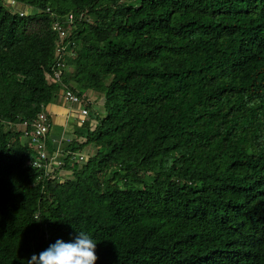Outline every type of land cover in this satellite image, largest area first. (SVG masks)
<instances>
[{
	"label": "trees",
	"instance_id": "16d2710c",
	"mask_svg": "<svg viewBox=\"0 0 264 264\" xmlns=\"http://www.w3.org/2000/svg\"><path fill=\"white\" fill-rule=\"evenodd\" d=\"M15 1L24 15L0 0V264L78 232L96 264H264V0ZM66 88L90 115L63 147L86 159L36 167L18 123Z\"/></svg>",
	"mask_w": 264,
	"mask_h": 264
},
{
	"label": "built area",
	"instance_id": "2783aa9c",
	"mask_svg": "<svg viewBox=\"0 0 264 264\" xmlns=\"http://www.w3.org/2000/svg\"><path fill=\"white\" fill-rule=\"evenodd\" d=\"M9 3L12 7H15L19 15H24L27 12L28 7H25L24 9L20 8L18 2L15 0H9ZM68 19L71 21L73 15L69 14ZM53 29L58 33V37L56 40L55 61L51 73L47 74V78L51 81L58 82L64 79L65 62L63 61V56L68 52L70 42L67 40V30L59 23V21L54 22ZM61 97L63 102L69 106L70 114L77 124H82L88 119L90 111L83 105L84 99L78 94L74 93L70 88H66ZM18 124L26 143L33 146L35 149V156H33L32 160L34 166H43L47 169L52 168L53 164L60 163V161H56V159H61L71 153L63 147V141H70V137L65 136L64 134L57 139H53V142L55 143V146L53 147L54 149H48L46 145V137L51 131L52 121L47 113L45 105H42L41 110L33 120H23ZM71 156L72 159L76 161L86 159V155L83 153L74 152L71 153Z\"/></svg>",
	"mask_w": 264,
	"mask_h": 264
},
{
	"label": "clouds",
	"instance_id": "9594fccd",
	"mask_svg": "<svg viewBox=\"0 0 264 264\" xmlns=\"http://www.w3.org/2000/svg\"><path fill=\"white\" fill-rule=\"evenodd\" d=\"M96 249L97 242L92 236L78 232L72 241L58 239L38 255L33 254L27 264H96L99 259Z\"/></svg>",
	"mask_w": 264,
	"mask_h": 264
},
{
	"label": "rangeland",
	"instance_id": "374dc122",
	"mask_svg": "<svg viewBox=\"0 0 264 264\" xmlns=\"http://www.w3.org/2000/svg\"><path fill=\"white\" fill-rule=\"evenodd\" d=\"M5 6L6 7H8L9 6V4L5 1ZM11 8V7H10ZM11 9H15V7H12ZM16 10V9H15ZM68 83H70V84H73V85H75L76 87H77V89L78 90H80V91H82V93H83V95H85V99H87V100H94L95 98H97V97H100V96H98V92L96 93V91H94L93 89H91V88H86L85 86H83V85H78V84H76L75 82H73V80H71L70 78H69V82ZM62 99V98H61ZM100 100V101H99ZM97 102H95V103H92V113L93 114H95L96 112H104L103 110H102V104H101V102H102V99H99ZM55 102H59V98H56L55 100H54ZM55 102H53V103H55ZM53 103H51V104H53ZM47 113L49 114V116H51V117H53V120H51L52 121V128H51V131H50V133L52 134V135H58V136H60V132H57V131H60V129L62 128V126H58V123H59V121H58V117L57 118H55L54 116H52V114H50V112H48L47 111ZM68 123L70 124L69 125V127H67V130H69L70 131V129H73V130H76V129H80L78 126H79V124H77L74 120H73V117L72 116H70V118H68ZM61 125H63V124H61ZM54 127V128H53ZM69 131H67L66 132V135L65 136H67V135H69ZM71 136H74V135H71ZM21 142L22 141H26L25 140V138L23 137V136H21L20 135V139H19ZM68 140V139H67ZM63 144L65 145L66 144V141H63ZM93 151H95V150H93ZM68 177H70V175L68 176Z\"/></svg>",
	"mask_w": 264,
	"mask_h": 264
},
{
	"label": "crops",
	"instance_id": "0c3cea01",
	"mask_svg": "<svg viewBox=\"0 0 264 264\" xmlns=\"http://www.w3.org/2000/svg\"><path fill=\"white\" fill-rule=\"evenodd\" d=\"M55 102V101H53ZM52 102V103H53ZM46 109L48 112H50V114H52V116H54L55 118L58 117V126H62V128L60 129V136L62 134L66 135V132L69 131L67 130V127H69V123H68V118H70L71 114H70V108L67 104H65V102H63V100L59 97V102H55L53 104H49L46 106ZM69 116V117H68ZM50 119L53 120V117L50 116ZM63 124V125H61ZM54 128V127H53ZM73 129H70V131L68 132L69 137H71V134L73 133ZM59 136V137H60ZM52 137V136H51ZM58 135H53V138H59Z\"/></svg>",
	"mask_w": 264,
	"mask_h": 264
}]
</instances>
